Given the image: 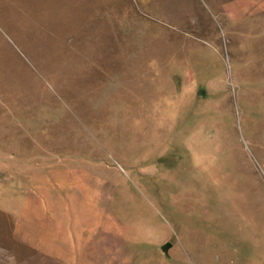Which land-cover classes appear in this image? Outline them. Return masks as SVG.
I'll use <instances>...</instances> for the list:
<instances>
[{
    "label": "rangeland",
    "instance_id": "rangeland-1",
    "mask_svg": "<svg viewBox=\"0 0 264 264\" xmlns=\"http://www.w3.org/2000/svg\"><path fill=\"white\" fill-rule=\"evenodd\" d=\"M48 216L95 264H264V0H0V264H59L14 235Z\"/></svg>",
    "mask_w": 264,
    "mask_h": 264
},
{
    "label": "crops",
    "instance_id": "crops-1",
    "mask_svg": "<svg viewBox=\"0 0 264 264\" xmlns=\"http://www.w3.org/2000/svg\"><path fill=\"white\" fill-rule=\"evenodd\" d=\"M77 188H79V185L71 189L72 192H78ZM66 191L67 194L65 196L61 195L62 201H64L68 205V209H71L72 207H78V197L76 198V194L69 195V190ZM21 192L24 193V191ZM22 193L19 194V199H16V201H14V208H18V205L29 203V201L27 203V200H24L25 197H23L24 194ZM44 220L46 221L45 229L47 233L45 235V238L41 239V241L39 242L41 245H43V247L38 243H34L32 239L26 237V235L25 237L20 236V227L24 223L28 224L29 218H26L23 222H18L14 230L15 238H18V240L23 244L34 248V250L38 252L37 255L49 257L59 264H74V260H77L78 262V257H83L84 260L95 264V260H92L90 256L94 257L100 254L98 252V242H96L97 236L95 235L98 227L94 228L91 234L87 236L85 234L78 235V232L76 230L78 227L77 225L80 224L78 223L79 221H74V218H72L71 220H67L65 219V217H61L58 221L56 217L52 218L48 216ZM105 221L106 220H104V222ZM99 222L96 224L98 225ZM92 224H95V221H93ZM112 225L113 226L110 229L112 230V232H114L116 230L114 222H112Z\"/></svg>",
    "mask_w": 264,
    "mask_h": 264
},
{
    "label": "water",
    "instance_id": "water-1",
    "mask_svg": "<svg viewBox=\"0 0 264 264\" xmlns=\"http://www.w3.org/2000/svg\"><path fill=\"white\" fill-rule=\"evenodd\" d=\"M171 248V245L170 244H167L163 247V250L165 253H168V250Z\"/></svg>",
    "mask_w": 264,
    "mask_h": 264
}]
</instances>
